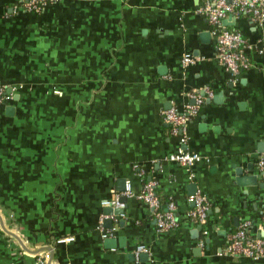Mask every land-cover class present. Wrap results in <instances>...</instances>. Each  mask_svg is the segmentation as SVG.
Wrapping results in <instances>:
<instances>
[{
	"label": "crops",
	"instance_id": "1",
	"mask_svg": "<svg viewBox=\"0 0 264 264\" xmlns=\"http://www.w3.org/2000/svg\"><path fill=\"white\" fill-rule=\"evenodd\" d=\"M204 2L59 0L36 15L0 0V264L46 253L45 264H264L224 254L242 223L264 229V55L251 52L232 82L197 13ZM232 28L264 46V24ZM187 53L197 59L183 67ZM205 89L213 96L186 128L199 160L186 169L167 159L180 143L162 112ZM237 169L256 184L238 185ZM147 182L174 202L175 231L158 233L136 198ZM191 184L208 204L206 235L185 217ZM120 195L106 229L102 203Z\"/></svg>",
	"mask_w": 264,
	"mask_h": 264
},
{
	"label": "built area",
	"instance_id": "2",
	"mask_svg": "<svg viewBox=\"0 0 264 264\" xmlns=\"http://www.w3.org/2000/svg\"><path fill=\"white\" fill-rule=\"evenodd\" d=\"M59 2V0H19V9L31 14H40L46 5ZM197 13L204 17L215 37V59L224 68L225 72L232 78V82L242 72L250 68V53L256 52L264 55V46L250 42L238 30L232 26L222 25V21L232 18L235 23L237 20L246 19L256 26L264 24V0H205L203 6L197 10ZM197 58L191 54H184L181 60L183 67L193 64ZM213 93L209 89H205L202 94L194 92L188 94L191 104H187L182 111L170 108L162 112V120L169 126L170 133L179 138L180 146L176 152L167 159L177 165L190 169L198 160L199 156L189 152L186 148L187 141V124L198 115L205 99H209ZM9 100L4 86L0 84V107ZM262 170V178L264 181L263 159L258 163ZM156 184L147 182L143 185L141 193L136 197L146 206L152 209L156 230L158 233H170L178 228V218L176 215V206L172 200H169L165 210H161L160 199L156 194ZM129 185H126V193L129 192ZM129 194V193H128ZM193 203L192 209L185 213V217L190 222L202 229V234L206 235L207 230H203L206 223L208 204L205 198L196 192L190 197ZM103 206L113 205L115 208L123 207L118 203L116 197L114 201H105ZM252 222L246 221L232 234L227 241L224 254L231 257L248 258L258 260L264 258V229L257 236L251 234ZM111 234V232L107 233ZM72 239L59 240L58 243L71 241ZM147 249L143 245L136 247L135 254L146 252ZM52 256L49 253L36 257L35 264H45Z\"/></svg>",
	"mask_w": 264,
	"mask_h": 264
},
{
	"label": "water",
	"instance_id": "3",
	"mask_svg": "<svg viewBox=\"0 0 264 264\" xmlns=\"http://www.w3.org/2000/svg\"><path fill=\"white\" fill-rule=\"evenodd\" d=\"M232 20H233L232 18H228L227 20L222 21V25H224V26H233L234 25V23H233L234 21H232ZM201 37L203 38V36H201ZM260 153H264V148H263V150L260 151ZM236 175H237L236 182L240 186L256 184V178L255 177H253V176H248V177L247 176H245V177L242 176V172H241L240 169L236 170ZM117 184H118V188H117L116 192L119 193V194L124 193L125 192V187H126V181L125 180H119V181H117ZM189 188H190L189 195L193 196L195 194L196 186L194 184H191ZM118 203L119 204H125L126 203V198L124 196L120 195L118 197ZM123 212H124L123 208H115L113 205L105 207L103 209V211H102V215L105 216V217H108V218H106L103 221L104 228H106V229L112 228V221H111V219H109V217L122 215ZM120 224H122V221H120ZM109 239L110 238H107V239H105V241L109 243V245H110L109 248H110L113 245V241L109 240Z\"/></svg>",
	"mask_w": 264,
	"mask_h": 264
},
{
	"label": "trees",
	"instance_id": "4",
	"mask_svg": "<svg viewBox=\"0 0 264 264\" xmlns=\"http://www.w3.org/2000/svg\"><path fill=\"white\" fill-rule=\"evenodd\" d=\"M157 194V193H156ZM158 195V194H157ZM159 197V196H158ZM159 199H160V197H159ZM168 202H169V200H168V198L166 199H164V200H162L161 201V199H160V204H161V210L163 211V210H165V207L167 206V204H168ZM59 245H55V247L57 248ZM56 255V254H55ZM54 255V256H55Z\"/></svg>",
	"mask_w": 264,
	"mask_h": 264
}]
</instances>
